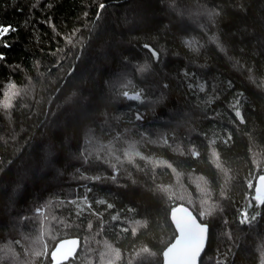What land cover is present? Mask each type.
Returning <instances> with one entry per match:
<instances>
[{
  "label": "trees",
  "instance_id": "trees-1",
  "mask_svg": "<svg viewBox=\"0 0 264 264\" xmlns=\"http://www.w3.org/2000/svg\"><path fill=\"white\" fill-rule=\"evenodd\" d=\"M0 25V264L68 237L66 264H161L178 204L209 226L200 264H264V0H0Z\"/></svg>",
  "mask_w": 264,
  "mask_h": 264
},
{
  "label": "snow or ice",
  "instance_id": "snow-or-ice-1",
  "mask_svg": "<svg viewBox=\"0 0 264 264\" xmlns=\"http://www.w3.org/2000/svg\"><path fill=\"white\" fill-rule=\"evenodd\" d=\"M49 7H51V5H49ZM107 7V5L105 3H100L98 10L96 12V18L100 19L101 17V13L102 11ZM85 15H87V13H85ZM210 18H214L216 16H219L220 13L219 12H209L208 13ZM48 23L50 24V26H52L53 31H55V26L52 25L51 23V18H49ZM11 31H15V28H13V26L11 25H0V36H4L6 34H8ZM76 31H79V29L75 30L72 33V36H75ZM68 43H72V38L69 37L68 38ZM189 47H193L191 42H187ZM217 46L220 48L221 51H226V49L224 48V46L222 44H220V42L217 40L216 41ZM9 45H4V47H8ZM143 47L145 49L148 50V52L151 54V57L156 60L159 61V53L157 50H155L154 48H152L149 44H144ZM6 60V56L4 53H0V61H5ZM77 60H79V56H77ZM17 68H19V65H16ZM151 67V65L149 64H143V65H138L137 66V70L140 73H144L146 71L149 70V68ZM249 72H251V69H248ZM187 75V74H186ZM128 84H131V81L128 82ZM168 85L165 84L164 87H167ZM230 86H231V82H230ZM189 88L192 87L191 84L188 85ZM200 90L203 91L204 90V85L201 84L200 85ZM122 96L130 99V100H139L142 96V92L137 91L134 95H130L129 91L125 90L122 93ZM241 96L243 95L242 93L240 94ZM239 103L240 100L239 98H237L236 100V104L233 105V108L235 109V117L236 119H238L240 121V123H244V116L241 114L240 108H239ZM6 108L9 107V104H5L4 105ZM136 120H142L143 119V115L141 113H137L135 116ZM232 137L231 135L228 136L227 140H225V143H227L229 140H231ZM164 144L168 143L167 139L163 140ZM212 143H215V141H213ZM214 155H216V153H213ZM83 155V154H82ZM137 155H139V153H137ZM200 155V153L193 149L192 150V156L193 157H198ZM99 159V157H98ZM115 167V166H113ZM168 167L171 168V165H168ZM174 171V169H173ZM91 179L93 180H101L102 177L100 176H95L92 177ZM111 179L115 180L116 179V174L114 173L113 176L111 177ZM260 180V185L256 186V192L257 195L255 197H253V199L257 202V207L264 205V175L259 177ZM250 187H252L253 185H249ZM84 201H87V197L84 198ZM69 203H76V201H69ZM99 203H104V201H99ZM251 207V205H249ZM108 208H112L113 205L112 204H108L107 205ZM129 212H134L135 209L133 208H128ZM213 209L210 208L207 212H202L201 213V217H205V216H210L212 214ZM183 213L184 215L181 217H177V213ZM36 213L37 215H43V209L42 208H38L36 209ZM260 216V212H256L254 215L249 216L247 211L241 212L240 214V223L241 224H251L253 221H255L257 219V217ZM117 219L116 216H113V220ZM172 220L173 223L175 224L176 230L178 232V235L175 239V243H173L168 249L167 251L164 253L165 257L168 258L167 264H196V259L197 257L200 255V253L203 251L205 244L208 240V232H209V226L206 223H198L197 220L191 215V213H189L187 211V209L184 208H173L172 209ZM92 227V224L89 223V228ZM123 231H127V229H123ZM133 235H135L136 230L133 229L132 230ZM229 239H231V236L229 235ZM64 243L67 244H71V245H75L76 241H66ZM64 247V244H61L57 247V249L55 251H53L51 253L52 255V259L53 261H55V264H60L61 259H67L69 253L72 251L71 248H69L67 251L63 252L62 254H60L58 256V253H61V249ZM143 252H148V248L145 247L144 249H142ZM41 253L37 252L36 255H40ZM218 264H224L223 260L218 261Z\"/></svg>",
  "mask_w": 264,
  "mask_h": 264
},
{
  "label": "water",
  "instance_id": "water-1",
  "mask_svg": "<svg viewBox=\"0 0 264 264\" xmlns=\"http://www.w3.org/2000/svg\"><path fill=\"white\" fill-rule=\"evenodd\" d=\"M262 175H264V174H262ZM262 175H260V176H262ZM260 176H258L256 179H255V181H254V190H255V193L257 194V192H256V186H259L260 185V180H259V177ZM173 208H184V209H187V211L189 212V213H191V215L197 220V222L198 223H201L199 220H198V218L194 215V213L192 212V210L188 207V206H186V205H184V204H178V205H176V206H174ZM173 208H171L170 209V211H169V219H170V221H171V223H172V225H173V227H174V230H175V237L173 238V240L162 250V253H161V258H162V261H161V264H167V261H168V258H166L165 257V255H164V253L167 251V249L173 244V243H175V239H176V237H177V235H178V232H177V230H176V227H175V224L173 223V220H172V209ZM184 214L183 213H180V212H178L177 213V217H181V216H183ZM208 235H209V232H208ZM73 240H75L76 241V244L75 245H71V244H67V243H64V242H66V241H73ZM61 244H64V247L61 249V253H58V256L60 255V254H62L63 252H65V251H67L69 248H71L72 249V251L69 253V255H68V258L67 259H61V261H60V264H66V263H68L70 260H73L75 257H76V254L78 253V250H79V248H80V240H79V238H76V237H68V238H64V239H61V240H59L56 244H55V246L51 249V251H50V253H49V258H50V262L48 263V264H55V261H53V259H52V255H51V253L53 252V251H55L56 249H57V247L59 246V245H61ZM206 244H207V242H206ZM206 244H205V247H204V249H203V251L200 253V255L197 257V259H196V264H200V259H201V257H202V254L204 253V250H205V248H206Z\"/></svg>",
  "mask_w": 264,
  "mask_h": 264
}]
</instances>
